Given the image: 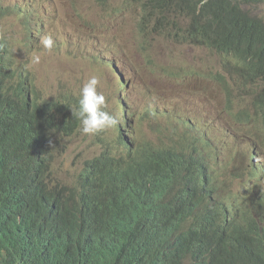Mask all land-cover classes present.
<instances>
[{
    "label": "trees",
    "instance_id": "1",
    "mask_svg": "<svg viewBox=\"0 0 264 264\" xmlns=\"http://www.w3.org/2000/svg\"><path fill=\"white\" fill-rule=\"evenodd\" d=\"M13 6L0 5V13L17 12ZM258 6L264 0L125 2L138 10L141 57L155 55L157 37L215 52L221 63L199 78L196 67L175 72L145 57L148 71L186 89L195 82L218 87L229 111L236 88L250 106L241 105L234 122L261 126L263 138L264 19L251 11ZM2 40L0 264H264L260 164L225 154L224 141L202 132L187 100L169 108L152 99L140 113L118 100L115 126L86 136L99 152L64 182L57 151L59 140L81 135L71 111L80 91L45 98L24 65L6 58ZM103 64L126 91L120 69V84L114 76L117 60ZM105 97L111 115L112 96ZM138 128L137 138L130 130Z\"/></svg>",
    "mask_w": 264,
    "mask_h": 264
},
{
    "label": "rangeland",
    "instance_id": "2",
    "mask_svg": "<svg viewBox=\"0 0 264 264\" xmlns=\"http://www.w3.org/2000/svg\"><path fill=\"white\" fill-rule=\"evenodd\" d=\"M125 2L126 0H0V5L4 7H19L15 12L17 17L6 11L0 13V31L7 39L3 37L2 40L7 46L6 55L13 58L16 66L24 65L35 89H40L48 99L56 97L59 92L80 91L91 75H98L101 84L97 90L107 97L112 96L108 102L110 114L115 118L120 109L113 106L118 100L131 106V113L142 112L141 106L144 104L148 105V109L153 103L152 99L160 107L169 108H184L187 100L191 114L207 125L202 127V132L211 134L217 141H224L225 154H235L243 164H247L251 149L255 154L252 156L253 161L260 158L264 162L262 129L256 125H239L233 120L241 105L250 106L247 100L240 99L236 88L231 91L235 103L229 111L218 87L195 82L193 89H186L179 86L176 80L151 73L144 64L145 57L151 60L158 57V60L175 72H180L182 67H196L199 78L209 77L208 72H217L221 68L217 54L207 49L155 38L150 44L155 55L141 57L143 52L137 35L138 10L125 7ZM23 10L26 11L25 15L21 12ZM251 11L264 19L263 7H252ZM3 15L8 16L4 18ZM45 34H50L54 41L51 53L40 46V39ZM34 53L41 57L39 64L31 63ZM112 56L117 60V68L125 75L126 91L120 92L117 89L112 72L103 64L105 57L111 59ZM110 88L112 92L108 91ZM145 123L150 126L148 119H145ZM130 131L137 138L142 135L140 128ZM145 132H149L148 127ZM98 152L99 145H93L92 148L86 135L59 140L55 165L59 170V178L64 182L74 180L77 171L83 167V162L93 158ZM262 165L263 163L260 164Z\"/></svg>",
    "mask_w": 264,
    "mask_h": 264
},
{
    "label": "clouds",
    "instance_id": "3",
    "mask_svg": "<svg viewBox=\"0 0 264 264\" xmlns=\"http://www.w3.org/2000/svg\"><path fill=\"white\" fill-rule=\"evenodd\" d=\"M0 35H1V39H3V35L1 34V31H0ZM155 38L157 37H153V39ZM40 46L44 51L51 53L54 48V41L52 36L50 34H45L44 36H42L40 39ZM6 58L11 59L12 65L16 66L13 58H10L7 55ZM40 60L41 57L38 53H34L31 57V63L33 65L39 64ZM103 63H107V64L110 63V58L105 57L103 59ZM106 69L109 70L108 68ZM100 84H101L100 77L96 74L91 75L80 88L78 107L71 109L73 117L77 118L80 122L79 131L81 132L82 135H86V136L95 135L100 131L114 127L116 124V119L113 116L109 115L107 111L103 110L104 108L107 107V102L105 95L97 91V88ZM201 123L204 125V121H201ZM204 126L207 125L205 124ZM259 129H262L261 126L259 127ZM253 155L255 156L253 150L250 149V153L248 155L249 162L246 165L263 163V165L260 166L261 167L260 176H261L262 189L264 193V162L260 158H257L256 161H253L254 160V158L252 157Z\"/></svg>",
    "mask_w": 264,
    "mask_h": 264
},
{
    "label": "bare ground",
    "instance_id": "4",
    "mask_svg": "<svg viewBox=\"0 0 264 264\" xmlns=\"http://www.w3.org/2000/svg\"><path fill=\"white\" fill-rule=\"evenodd\" d=\"M161 1H163V0H161ZM16 2H17V1H16ZM16 4H17V3H16ZM41 4H42V3H41ZM51 4H52V3H51ZM82 4H83V3H82ZM91 4H92V3H91ZM160 4H161V3H160ZM7 5H8V4H7ZM85 5H86V4H85ZM88 5H89V4H88ZM92 5H93V4H92ZM17 6H18V5H17ZM50 6H51V5H50ZM52 6H53V4H52ZM130 6H132V4H131ZM162 6H163V5H162ZM260 6H261V5H260ZM9 7H10V6H9ZM13 7H15V5H14ZM25 7H27V6H25ZM84 7H85V6H84ZM84 7H83V8H84ZM16 8H17V7H16ZM18 8H19V7H18ZM27 8H28V7H27ZM49 8H50V7H49ZM154 8H157V7L155 6ZM159 8H160V7H159ZM53 9H54V7H53ZM13 10H14V9H13ZM28 10H29V9H28ZM33 10H34V9H33ZM43 10H44V9H43ZM45 10H46V9H45ZM154 10H155V9H154ZM29 11H30V14H31V10H29ZM40 11H41V10H40ZM157 11H158V10H157ZM157 11H156V12H157ZM168 11H169V9H168ZM11 12H12V11H11ZM21 12H23V11H21ZM25 12H26V11H25ZM32 12H34V11H32ZM38 12H39V11H38ZM158 12H159V11H158ZM174 12H176V11H174ZM179 12H180V11H179ZM35 13H36V12H35ZM35 13H34V15H36ZM10 14H11V13H10ZM154 14H155V13H154ZM174 14H175V13H174ZM177 14H178V13H177ZM12 15H13V14H12ZM14 15H15L14 17H17L16 15H18V14H16L15 11H14ZM19 15H20V14H19ZM24 15H25V14H24ZM40 15H41V14H40ZM178 15H179V14H178ZM182 15H183V13H182ZM3 16H4V15H3ZM5 16H6V15H5ZM5 16H4V18H6L8 15H7L6 17H5ZM26 16H27V15H26ZM26 16H25V17H26ZM29 16H31V15H29ZM36 16H37V15H36ZM154 16H155V15H154ZM179 16H180V15H179ZM184 16H186V15H183V17H184ZM33 17H35V16H33ZM37 17H38V16H37ZM155 17H156V16H155ZM186 17H187V16H186ZM1 18H2V17H1ZM4 18H3V20H6V19H4ZM26 18H27V17H26ZM29 18H32V17H29ZM159 18H162V17H159V16H158V20H159ZM187 18H189V17H187ZM187 18H186V19H187ZM13 19H14V18H13ZM13 19H12V20H13ZM16 19H17V18H16ZM39 19H40V18H39ZM189 19H190V18H189ZM189 19H188V21H189ZM7 20H8V19H7ZM22 20H23V19H22ZM160 20H161V19H160ZM14 21H15V19H14ZM35 21H37V19H35ZM162 21H163V20H162ZM178 21H179V20H178ZM184 21H185V20H184ZM5 22H6V21H5ZM24 22H25V21H24ZM24 22H23V23H24ZM27 22L29 23V20H28ZM180 22H181V21H180ZM189 22H190V21H189ZM32 23H33V21H32ZM34 23H35V22H34ZM38 23H39V22H38ZM159 23H160V21H159ZM183 23H184V22H183ZM29 24L31 25V23H29ZM161 24H162V22H161ZM1 25H2V23H1ZM26 25L28 26L27 23H26ZM181 25H182V24H181ZM183 25H184V24H183ZM13 26H14V25H13ZM32 26H33V24H32ZM1 27H2V26H1ZM22 27H23V26H22ZM11 28H12V26H11ZM28 28H30V26H28ZM28 28H27V30L29 31ZM32 28H34V26H33ZM9 30H11V29H9ZM30 30H32V29H30ZM21 31H23L22 28H21ZM28 31H27V32H28ZM29 32H30V31H29ZM32 33H33V31H32ZM3 37H4V36H3ZM4 39L7 40L5 37H4ZM152 41H153V40H152ZM186 42H187V41H186ZM195 43H196V42H195ZM5 45H6V44H5ZM187 47H190V46H187ZM187 47H186V48H187ZM193 47H194V46H193ZM187 49H189V48H187ZM179 52H180V51H179ZM179 52H178V53H179ZM113 56H115V55H113ZM113 56H112L111 59H114ZM116 56H117V55H116ZM111 61H112V60H111ZM167 68H168V67H167ZM169 68H170V67H169ZM169 68H168V69H169ZM158 70H159V69H158ZM160 71H161V70H160ZM163 71L166 72V70H163ZM158 72H159V71H158ZM119 74H121L120 71H119V69H118L117 67H115V70H114V76L116 77V79H117V81H118V84H120V83H121V80H122V77H121ZM160 76H161V73H160ZM162 76H163V75H162ZM155 79H156V78H155ZM157 80H159V78H157ZM112 84H113V83H112ZM111 87H112V86H111ZM78 89H79V87H78ZM118 89H119L120 92L122 91V87H121L120 85H119ZM73 92H74V90H73ZM246 106H247V105H246ZM244 108H245V107H244ZM257 108H259V107H257ZM260 108H261V107H260ZM237 109H238V108H237ZM233 110H236V109H233ZM233 112H234V111H233ZM257 112H258V111H257ZM258 113H259V112H258ZM93 153H94V152H93ZM93 153H92V154H93ZM94 154H95V153H94ZM96 155H97V154H96ZM91 156H92V155H91ZM89 157H90V155H89Z\"/></svg>",
    "mask_w": 264,
    "mask_h": 264
}]
</instances>
